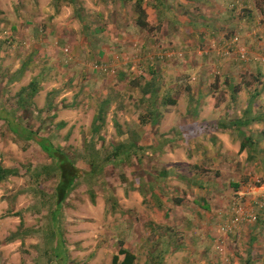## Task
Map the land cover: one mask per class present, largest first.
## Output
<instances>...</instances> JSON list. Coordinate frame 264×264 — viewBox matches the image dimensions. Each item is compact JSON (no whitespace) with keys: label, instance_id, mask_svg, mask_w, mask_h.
I'll return each instance as SVG.
<instances>
[{"label":"rangeland","instance_id":"obj_1","mask_svg":"<svg viewBox=\"0 0 264 264\" xmlns=\"http://www.w3.org/2000/svg\"><path fill=\"white\" fill-rule=\"evenodd\" d=\"M49 1L0 0V116L9 117L7 110L15 107L14 99L20 89L34 79H42L41 90L33 99V113L26 115L25 124L30 130L39 129L38 137L42 133H47V138L55 146L62 148L69 157L75 159L79 172L76 188L62 204L58 230L110 231L115 234L114 237L104 236L106 240L103 239L100 244L96 239V245L90 249L85 248V251L75 250L66 254L57 246L56 252L63 257L69 255L73 264H112L113 256L118 253L120 247L122 249V243L120 246L117 235L118 215L112 219L104 217L101 214L102 205L107 201L106 194L110 190L115 194L117 202L119 198L122 199L118 195L119 184L128 182L127 177L135 181L141 171L134 157L119 165L109 161L103 175L96 173L95 177L91 178L83 174L89 162L95 160L99 165L102 164L104 157L111 151V146L123 143L125 138L122 132L127 130V126L136 128L134 123L139 120L146 130L150 129L145 110L135 108L139 104L140 93L139 90L137 92L136 89L132 90V86L137 84L143 86L148 81L145 78L149 77V65H152L154 70L162 68L161 76L159 72L160 81L168 88L173 87L170 99L180 103L177 109L169 108L171 112L169 115L173 118L184 111L182 107L185 101H188V93L197 89L200 84L208 83L216 88L214 100L217 108L205 105L201 116L216 119L220 113L219 106L226 101V92L219 90L222 84L228 83L223 73L229 71L237 88V111L242 110L253 87L264 88V49L263 46H259L264 16L258 12L254 15L252 22L259 27H252L246 32L244 37L247 43L246 40L239 39V31L246 25V22L240 19L243 13L239 9L238 12L234 11L236 14L233 13L237 27L227 30H232L231 40L225 39L227 37L224 36V41H220V37H216L209 42H203L202 45L188 42L184 48L181 47L179 38L177 43L175 39L173 41V38L169 37L172 35L167 33L166 27L152 26L153 23L148 19L151 14L146 15L148 28L137 31L134 26V20L137 18L134 4L120 7L118 2L111 5L106 0H96V4H92V0H75L74 4L70 0H61L58 11L51 9L46 12L40 11L44 7L48 8ZM145 1L144 5L148 10H156V13L166 20V13L162 10L157 11V7L150 5V0ZM187 1H190V7L198 10L200 15L209 16L221 9L212 3L209 4V8L203 5L201 12L198 0ZM170 2L179 7L178 0ZM94 7L98 10H94ZM109 8L113 10L107 11ZM254 44L259 49L253 52ZM228 48L231 54L223 56ZM237 52L245 53L246 60L237 59L234 56ZM215 56L221 60L217 62ZM21 66L26 68L23 76L9 83L10 77H13ZM190 68L193 71H189ZM120 71H128V77L119 79ZM134 71L139 73L138 75H142V71L145 74L142 78L135 79ZM200 72L205 75L200 76ZM125 84L128 87L123 91L122 87L125 88ZM48 94H51L50 109H46ZM106 95L112 97L113 103L106 113L104 128L100 134L103 140H97V137L93 136L95 145L90 146L93 117L100 101ZM118 103L122 105L121 110L116 109ZM258 107L256 103L250 109L252 115L264 114ZM113 118L119 124V130H116L112 123ZM44 120L46 124L44 129L40 130L38 125ZM253 129L257 132L260 128ZM247 133L250 132L246 131L244 135ZM238 138L241 142V137ZM93 148L98 150L94 151ZM145 159L149 160L150 157ZM193 161L195 162V159ZM196 161L199 160L196 158ZM49 163V159L35 142L28 143L19 139L5 121L0 119V166L15 169L18 173L17 176H10L0 184V231H4L0 233L1 241L8 231L38 228L41 224L43 228L47 227L49 221L45 215L47 210H53L57 179L53 177L45 179L44 176L33 178L32 173L26 171L27 167L35 169ZM250 174L251 177L244 174L243 178L248 191L234 195L229 202L231 205L236 204L243 218L242 224L238 223L234 226L235 229L227 232L223 228L227 224L225 221L234 213L229 211V207L222 214L225 216L223 221L217 226V231L211 232L214 236L208 240L212 252L211 262L207 260V264H214L215 259L218 261L217 264H242L235 257L241 256L239 253L242 251L238 247L242 248L247 244L246 235L243 234L245 235L243 245H239L232 236L244 224H254L258 221V218L255 222L247 221V218L254 214L251 208L254 205L251 204L249 207L248 203L252 198L261 199L263 193L256 180L263 182L264 178ZM244 195H248L249 199L243 200L246 197ZM92 196L94 203L91 202ZM36 220H40L41 223L36 224ZM181 240L183 241V236H175L176 242ZM14 250L12 247H0V260L12 264ZM22 252L21 260L35 259L34 251L26 253L27 251L22 249ZM140 254L137 264H151L146 258V252ZM168 258L159 264H192L190 258L197 261V257L194 258L186 251L175 252L171 259Z\"/></svg>","mask_w":264,"mask_h":264},{"label":"crops","instance_id":"obj_2","mask_svg":"<svg viewBox=\"0 0 264 264\" xmlns=\"http://www.w3.org/2000/svg\"><path fill=\"white\" fill-rule=\"evenodd\" d=\"M59 1L61 0H50L48 8L44 7L40 11L46 12L48 9L58 11ZM106 1L111 5L118 2L120 7L135 3V0ZM232 1L233 3L230 4ZM198 2L201 4V12H203V5L209 8V4L212 3L221 9L209 16L200 15L198 10L190 7V1L178 0L179 7H175L169 0L168 5L160 9L166 13V20L162 19L156 10H148L145 5L144 10L146 15L151 14L148 19L153 23L152 26L166 27L167 33L172 35L169 37L173 38V41L175 39L177 43L179 38L180 45L184 48L188 42L202 45L203 42H209L216 37H220V41H224L225 37L231 40L232 30H227L237 27L233 13L236 14L235 12L239 9L243 13L240 19L246 22L245 27L242 26V30L239 31V39L246 40L247 43L244 37L246 32L252 27H259L252 22L254 15L258 12L263 13L264 16V0H198ZM92 4H96V0H92ZM150 5L158 7L156 0H150ZM94 10L98 9L94 7ZM134 26L137 31H141L136 24ZM259 36L261 41L259 46H263L264 49V24H261ZM257 49L259 47L256 48L254 44L253 52ZM215 59L217 62L221 60L219 57ZM160 69L154 70L153 66L149 65V77L145 78L148 81L143 86L139 84L132 86V90L136 89L137 92L139 87H144L147 82L154 80L160 88L158 101L155 103L158 111L156 116L151 110L152 103L146 102L144 105L135 106L136 109L139 107L145 110L150 125V129L146 130L139 120L134 123L138 131L134 136L136 139L134 156L141 173L133 181L134 184H131L132 178L129 179V177H127L128 182L119 184L118 195L122 199L119 198L118 202L113 191L110 190L106 194L107 201L103 202L101 214L108 219L118 215L117 235L120 246L122 243V249L135 256V264L141 252H146V258L151 261V264H159L161 261L165 262L168 257L171 259L175 252L183 251L190 252L194 258L197 257V261H193V258L189 259L192 264H207V260L211 262L210 252L212 251L210 243L208 244L209 237L214 236L211 232L217 231V226L224 219L222 214L231 206L229 202L233 196L248 191V186L245 188L246 183L243 180L244 174L251 177L250 173H253L254 176L264 178V115L263 120L240 129L243 132H250L246 134V137H251L255 141L257 138L261 139L258 148L250 153L247 149L240 151L239 129L231 126L242 117L246 109L251 111L250 109L256 103L258 108L264 111V88L253 87L242 110L237 111V88L232 82L229 71H225L223 75L228 83L222 84L219 90L226 92V101L219 106L218 118L210 119V117L201 116L205 105L217 108L214 100L216 88L205 82L192 92L188 89V101L186 100L182 107L184 111L178 117L172 118V115H169L171 113L169 108L177 109L180 103L170 99L173 87L168 88L160 81V76L163 74L162 68ZM144 71L142 75L145 74ZM189 71L193 69L190 68ZM259 72L257 69V73ZM133 74L136 76L135 79L143 77L136 71ZM128 75V71L118 72L119 79ZM199 75L203 77L205 73L200 72ZM124 86L125 88L122 87V89L126 91L128 86L126 84ZM141 98L140 93L138 102ZM118 105L121 107L120 103ZM214 112L218 113V111ZM255 116L258 118L259 114L252 115V117ZM205 123H213L220 128L217 131L203 132L200 126ZM141 126L142 129H140ZM254 127L260 128L259 131H254ZM256 134L259 135L256 136ZM124 138L125 140L130 138L127 131L124 132ZM146 157L150 159H145ZM250 157L253 159L250 160ZM196 158L199 161H196ZM245 199H249L248 195L243 198ZM256 199H250L248 206L254 205L251 208L257 215L258 221L254 224H244L232 236L239 245H243V238L246 235L247 244H244L242 248L238 247L242 251L239 253L241 256L235 257L242 264H264V211L255 208ZM52 211L55 209L47 210L45 215L49 221L47 227L43 228L41 224L38 228L8 231L4 235L5 238L2 241L0 239L1 248L15 249L12 264H60L62 261L64 264H73L69 255L63 257L56 252L57 246L61 247V252L65 251L69 254L75 250L90 249L96 245V239L100 244L103 239L106 240L107 236H115L110 231H61V233L58 230V221L52 223L53 217L50 213ZM54 215L57 216L56 211ZM59 215L58 220L61 217V214ZM39 222L40 220H36V224ZM2 232L4 231H0ZM176 235L183 236V241L176 242ZM21 248L27 251L26 253L34 251L35 259L21 260L20 253L23 254ZM53 253L58 256H54ZM120 257L121 260L123 256ZM217 263L215 259L214 264ZM0 264L8 263L0 260Z\"/></svg>","mask_w":264,"mask_h":264},{"label":"trees","instance_id":"obj_3","mask_svg":"<svg viewBox=\"0 0 264 264\" xmlns=\"http://www.w3.org/2000/svg\"><path fill=\"white\" fill-rule=\"evenodd\" d=\"M70 2L74 4L75 0H70ZM145 2V0H135L134 3V10L137 15L135 24L141 30H145L148 28V23L146 21V12L144 10ZM156 2L158 10L168 5L167 0H156ZM25 69V67L21 66V68L16 71L17 73L13 77H10L9 83H12V81L14 82L16 80H19L23 76ZM41 81V78L39 80L34 79L30 81V83L26 87L20 89L19 92L16 94V98L14 99L15 107L13 109L10 108V111L7 110L9 117L0 116V119L5 121V123L10 127L12 133L19 139L28 143L35 142L40 148V150L49 159L50 163L48 165H43L35 169L27 167L26 172L32 173L33 178H40L41 176H44L45 179L49 177L57 179L55 194L56 199L53 205V208L57 212V216L54 215L55 211L50 212L53 217L52 223H54L58 221V217L60 216L59 214H61V209L63 208L62 204L65 201L66 197L74 191L78 184L77 181L79 172L76 168L75 159L73 157H69V155L62 148L55 146L47 138V133H42L40 137H38L39 135L37 131L39 129L35 131L30 130L25 124V120H27L26 115L33 113V99L41 90ZM159 92L160 88L154 80L150 81V83L147 82L144 87H139V93L142 94V98L139 100V104L144 105L146 102L152 103L153 108L151 110H153V115L155 114V116L158 112L155 103L158 101ZM50 97L51 94H48L46 98V109L52 108V105H50ZM112 103L113 99L111 96L108 95H106V97H104V99L100 101L97 108V112L93 117L91 125L92 138L90 146L95 145L93 136H96L97 140H103V137L100 136V134L102 129L104 128L106 113L108 112ZM117 106L118 107H116V109L120 108L121 110L122 105L121 107H119V105ZM263 115L264 114H259L258 118L252 117L251 111L246 109L245 113L242 114V117L237 119L238 121L231 125L237 128V130L239 129L238 132L239 136L241 137L240 151L247 149V151L250 153L251 151H254L258 148L260 143L259 141H261V139L257 138L255 141L251 137H246L244 135L245 132L240 131V129L242 127L249 126L253 122L263 120ZM112 123L116 127V130L120 129V126L115 118H113ZM45 124L46 121L44 120L38 125V128H40V130L44 129ZM134 128L135 126H127L126 131L129 133V140L126 139L123 141V143L111 146V151L104 157L102 164L99 165L95 160L89 162V164H87L88 168L86 169V172H84L83 175L91 178L95 177L96 173L103 175V171L104 169H106V165L109 161H111L112 164L119 165L123 164L124 162H127L131 158L134 159L136 149V139L134 138V136L137 133L136 128ZM219 128V126H216V124L213 123H205L200 126V130H202L203 132L209 130L217 131L219 130ZM119 133L121 132L119 131ZM123 134L124 132H122V135ZM92 150L97 151L98 149L93 148ZM254 158H256V156H254ZM249 159L252 160L253 157H250ZM17 175L18 173L15 169H7L0 166V184L5 182L10 176ZM131 184H134L133 181L131 182ZM91 199V202L94 203V196H92ZM232 205L230 206V209ZM53 255L56 256V253H53ZM120 256H123L121 260ZM135 259L136 258L133 254L124 249H121L120 247L118 253L112 258V264H135Z\"/></svg>","mask_w":264,"mask_h":264},{"label":"built area","instance_id":"obj_4","mask_svg":"<svg viewBox=\"0 0 264 264\" xmlns=\"http://www.w3.org/2000/svg\"><path fill=\"white\" fill-rule=\"evenodd\" d=\"M228 54H231V50L229 48H228V50L226 52H224V55L223 56H226ZM234 56L237 59H240L241 61H245L246 60L245 53H243V52H240V53L237 52V53L234 54ZM256 182L258 184L257 186L261 188V190H262L263 193H262L261 199L258 198L255 201V203H254L255 204V208H257L259 211H264V181L263 182H259V180H256ZM229 211L233 212L234 215H232L230 217H227L228 219H226V221H225V222H227V224L223 228L226 229L227 232H229L231 229H235L234 226L237 225L238 223H241L242 224V220H243L242 215L239 214V210H238V208H237L236 205H232V207H231V209H229ZM263 217H264V214H263ZM249 218H247V221L251 220V221H254L255 222L258 217L254 213V214H251L249 216ZM228 226H232V228L231 227H228Z\"/></svg>","mask_w":264,"mask_h":264}]
</instances>
